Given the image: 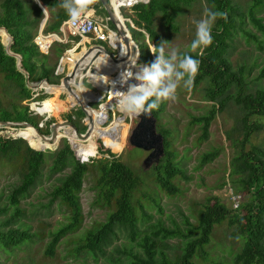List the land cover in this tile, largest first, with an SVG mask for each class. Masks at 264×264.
<instances>
[{
    "label": "rangeland",
    "instance_id": "obj_1",
    "mask_svg": "<svg viewBox=\"0 0 264 264\" xmlns=\"http://www.w3.org/2000/svg\"><path fill=\"white\" fill-rule=\"evenodd\" d=\"M230 1L243 15L251 2V0ZM205 7L210 8L205 0H189L187 4L181 5L173 18L172 24L175 29L166 27L158 14L154 17L152 27L158 35V42H164L166 54L172 50L177 51L179 54L189 50V46L195 38L196 22L204 18ZM120 15L127 19L124 24L128 32L129 28H133L142 33L136 35L135 38L131 35L130 37L137 48L140 43L146 45L150 59L153 62L155 55L152 51L156 49L154 44L150 42L142 28L137 29L133 25L127 11L120 13ZM94 16L98 15L94 14ZM258 16L262 17V23L264 24V10ZM56 34L59 37L63 36L58 31ZM5 38L6 36L2 34L0 43L5 42ZM64 39V42H52L46 53V63L48 65L54 64V74L60 56L66 60L65 64L60 65L63 68L62 72L56 73L60 77L70 67L74 66L75 61L81 57L80 51L82 49L94 45L92 41L83 42L73 51L72 46L80 39L78 38L75 42L72 36L65 32ZM46 42H49V40H46ZM59 44L64 45L65 49L59 56H56L54 47ZM113 44L119 47L121 53H131L130 48L123 46L118 41L113 40ZM102 46L113 57L117 56L115 46L116 49L105 43ZM225 56L231 65V69L241 77L245 92L251 93L256 89L264 91V30H258L249 23L247 18H244L241 27L230 37ZM103 58V56L96 57L94 74L99 78L115 83L109 84L108 99L100 107L102 110L106 109V118L99 124L97 129L103 132L105 141L116 153L104 147L100 138H97L95 139V148L91 145H85L86 149L89 150L88 155L90 157L83 162L89 163L90 160L98 158H110V154H112L113 157L131 169L137 180L131 194V203L136 217L135 230L140 236L151 234L158 229L179 232V236L162 238L158 234L154 237L157 250L169 259H174L181 253L185 242L194 238L189 230H193L197 226V213L210 197H216L230 211L235 210V204L246 200V195L243 197L244 190L241 188L240 183L242 176L234 169V160L238 154L240 141V131L238 129L240 112L232 101H228L225 107L213 116L208 125L207 135L202 139L199 137V127L196 124H191L189 120L192 115L204 113L210 104L203 99L204 84L198 85L194 90H188L183 87V82H181L180 87L177 89V99L162 102L159 105L160 110L157 112L156 119L154 118V129L156 131L158 126L167 130L166 138L169 143V150L172 153V160L182 171L180 175L172 179L176 192L167 194L156 185L153 179V165L155 164L153 159L146 167L142 164L148 151L133 147L127 141L129 132L135 125L137 118L129 117L120 112L114 98V91H126L127 86L121 85L120 72H116L114 68H112L114 73L109 72L110 68L100 65L99 60H103ZM127 71L133 72V67H130ZM135 71H139L138 66H136ZM128 83H133L132 78L129 79ZM26 85L30 86L31 84L26 83ZM33 91L34 94L31 98L22 97L14 82L6 79L0 72V110L12 113L27 107L28 111L35 117L38 129L41 132L44 130L45 121L51 119L53 120L52 123H55L68 120L66 115L78 108L74 105L76 103L74 98L70 95L67 97L65 91L57 93L55 97L54 94L44 92L43 89L36 88ZM84 91L89 93L91 90L85 87ZM233 91L234 89L231 88L230 93H233ZM76 92L78 96L82 97L80 95L81 91L76 89ZM42 95H45V97L39 99ZM55 98L62 101V104L67 108L59 111L56 115L47 116L46 114L55 112V104L57 103ZM34 102H38V105H35ZM89 106L96 108L98 103L90 102ZM34 110L38 111L39 114L34 113ZM121 115L123 119H117ZM71 118L77 122V131L82 133L86 128L84 115L80 119L76 118L75 115H72ZM252 120L260 124V128L251 132L245 148L250 145L264 148V116L252 117ZM80 125L84 126L83 131L79 130ZM0 128V134L2 135L17 136V129ZM21 132L25 136L27 135V129H21ZM60 136H64V134L57 135V137ZM64 138L61 137L54 148H48L44 151L51 152L57 149ZM50 163V158L45 156L40 177L29 192L20 198L18 202L20 215L17 218L16 225L20 229H27L31 236L28 240L10 250L0 248V264H116L117 259L124 261L125 256L119 251L127 250L130 246L134 250L135 246L124 232L120 231L117 232V235L112 238L108 245L103 247L102 252L91 254L83 250H76L81 244L85 233L103 222L107 213L113 208L111 203L107 206L96 199L95 179L97 173L94 167H88L82 180L79 192L82 220L79 227L61 237L55 244L50 256L44 254L52 232L67 222L69 215L66 206L60 204L57 200L50 201L49 196V191L56 184L57 178L67 173L68 168L50 174ZM16 180L15 170L6 162L0 160V204L5 203V194ZM239 218L242 221V215L239 214ZM242 243L243 236L235 231V225L229 223V218H225L212 227L207 242L195 250L191 261L193 264H239L235 262L234 256L240 250Z\"/></svg>",
    "mask_w": 264,
    "mask_h": 264
},
{
    "label": "trees",
    "instance_id": "obj_2",
    "mask_svg": "<svg viewBox=\"0 0 264 264\" xmlns=\"http://www.w3.org/2000/svg\"><path fill=\"white\" fill-rule=\"evenodd\" d=\"M40 2L48 14L42 31L56 33L60 24L68 17L65 10L59 7L61 0H40ZM188 2L189 0H148L145 4H136L130 8L128 17L137 29L142 28L144 30L156 48L159 38L152 27L154 17L158 14L166 27L175 29L172 24L173 18L180 6ZM205 2L212 11H219L225 15L216 19L212 28L213 43L204 49V54L199 56L197 53H192L195 58L200 60V65L191 90L200 84H204L203 99L210 104L204 113L192 115L189 122L199 127V137L203 139L207 135L211 119L225 107L228 101H232L237 106L240 112L238 118L240 141L238 154L234 160V169L242 176L240 183L244 190L243 197L246 195V200L238 203L232 213L216 197H210L197 213V226L193 230H189L194 238L185 242L181 253L176 258L169 259L157 250L154 237L158 234L162 238L179 236L180 234L177 231L165 229H158L151 234L141 236L137 234L135 230L136 217L131 203V194L137 180L127 165L113 157L112 154H110V158H98L90 160L89 163L79 162L65 139L62 140L57 149L51 152L37 150L36 148H53L55 145L46 147L39 143L37 137H29L32 134L31 130H27L25 136L21 132L23 128H20L16 130V134L25 140L18 136L0 134V160L10 165L17 176L16 182L5 194V203L0 204V248L10 250L30 238L31 233L27 229H20L16 225L20 215L18 202L40 177L44 157L48 156L51 160L50 174L68 168L67 173L57 178L56 184L49 191V196L50 201L57 200L66 206L69 215L67 222L52 232L44 250L46 256L52 254L55 244L61 237L79 227L82 220L79 192L88 167H94L97 173L95 179L96 199L107 206L111 203L113 208L107 213L103 222L85 233L81 244L76 249L77 251L83 250L91 254L102 252L103 247L108 245L120 231L124 232L126 237L133 242L135 249L133 250V247L130 246L127 250H117L125 256V259L124 261L117 259L116 264H193L192 255L197 248L207 242L212 227L225 218H229V223L235 225V231L243 236L242 246L234 256L235 262L239 264H264V148L254 145L245 148L251 132L260 128V124L252 120V117L264 116V91L256 89L251 93L245 92L241 77L231 69V65L225 56L228 41L232 34L241 27L244 18H247L249 23L258 30H264L262 17L258 16L264 10V0H251L244 15L230 0H205ZM92 7L94 14L107 19L99 1ZM42 17V12L32 0L0 1V29L1 27L4 28L10 35L12 42L9 45V50L20 58L19 71L15 67V58L6 54L3 45L0 43V72L6 79L13 81L20 95L27 99L32 97L34 91L28 88L26 83L44 79L49 84H56L60 78V75L54 74V64L48 65L46 63V54L39 52L33 42ZM107 24L110 29H113L108 19ZM129 32L133 38L142 34L133 28H129ZM2 34L0 31V40ZM72 39L76 42L78 37L75 36ZM8 42L9 39L6 36L5 43ZM118 42L121 44L120 41ZM97 44L103 45V43ZM64 49L65 46L59 44L54 47V53L59 56ZM138 50L139 63L148 64L152 62L144 43L138 45ZM65 62L66 60L63 58L61 64H65ZM132 67V73L135 74V63ZM95 68V66L92 67L89 72L94 74ZM115 71L120 72L117 69ZM109 72H113V70L110 69ZM40 86L45 88L48 93L54 94V97L59 93V91ZM82 87L81 85L75 86L78 91H81ZM83 88L85 89V87ZM231 88L234 89L233 93H230ZM81 92V96L88 93L84 90ZM43 97L45 95L40 96L39 99ZM66 108L62 101L57 100L55 112L46 115H56ZM159 110L160 106L151 112L155 119ZM72 115L80 119L83 113L77 108L66 115V118L77 127V122L71 118ZM0 120L25 121L34 127L37 126L35 117L28 111L27 107L12 113L0 110ZM52 121L49 119L44 122L42 132L38 130L43 135H48V126ZM99 124H96L97 127ZM83 129L84 126L80 125L79 130L83 131ZM156 131L161 136L162 155L153 165V179L161 190L167 194H173L176 192V187L172 179L180 175L182 171L172 160V153L166 138L167 130L157 126ZM60 133L66 135V132L61 131L58 134ZM97 138H100L104 147L115 152L105 141V136L99 129H94L85 141L74 139L72 136V141L67 140L73 145L78 157L87 160L90 156L85 145H91L95 148V139ZM239 214L242 215V221H240Z\"/></svg>",
    "mask_w": 264,
    "mask_h": 264
},
{
    "label": "clouds",
    "instance_id": "obj_3",
    "mask_svg": "<svg viewBox=\"0 0 264 264\" xmlns=\"http://www.w3.org/2000/svg\"><path fill=\"white\" fill-rule=\"evenodd\" d=\"M98 0H61L59 7L65 10L69 23L74 29L79 30L82 21L92 16ZM128 3H140L141 0H126ZM147 3L148 0H143ZM40 3V0H37ZM43 7V5H41ZM225 14L212 11L205 7L204 18L196 22L195 38L189 46V50L179 54L172 50L166 54L164 42L161 41L153 54L155 60L151 63L139 65V71L133 74L124 71L120 74V83L126 85L127 90H115L114 98L119 110L129 117L140 115H151L152 110L157 109L162 102L175 101L177 89L183 82V87L190 90L193 87L195 76L199 71L200 60L190 53L202 56L204 49L213 43L212 28L218 17ZM197 50H199L197 52ZM134 75L136 83H128ZM104 82L114 84L115 82L99 79L93 83ZM84 88H81L83 91Z\"/></svg>",
    "mask_w": 264,
    "mask_h": 264
},
{
    "label": "water",
    "instance_id": "obj_4",
    "mask_svg": "<svg viewBox=\"0 0 264 264\" xmlns=\"http://www.w3.org/2000/svg\"><path fill=\"white\" fill-rule=\"evenodd\" d=\"M32 1L34 2V4H36V6L40 9V11L42 12V14L44 16L39 23V28H40V27H42V25L44 24V22L47 18L46 10H45L44 6L43 7L41 6L42 5L41 2L37 3V0H32ZM98 1L101 5L102 9L104 10L109 23L113 27V31H114L115 36H122L123 44H125L128 38L124 34V28L122 27V25H121V27L119 26L116 18L114 17V12L111 9L110 5L108 4V1L107 0H98ZM1 29H3L5 31V33L8 35V38H9V42L7 44H3L1 42V44L4 47V51L6 54L15 58V67L17 70L20 71V68H19L20 58H19V56L12 53L9 50V45L11 44L12 39L4 28L1 27ZM125 30L128 31L126 26H125ZM129 36H130V34H129ZM135 46L137 48L136 44H135ZM72 50L74 51L75 48ZM92 50H96V51L101 50L104 53H106L108 56L113 57L112 54L106 48H104L102 45H92V46L87 47L86 49L83 50L81 56L82 57L86 56ZM138 55H139V52H138V48H137V59H136V61H137V65L139 67V65H144V64L138 63V57H139ZM113 58H114V60H116L119 58V56L117 55L116 57H113ZM60 60L61 59L58 60V66H57V73L58 74L60 72H62V70H63L62 66L60 67ZM85 69H86L85 66L80 67V62H77L74 64V66L72 68H70V70H67V72H65L63 74V76L60 77L58 84H49L46 82V80L42 79V80H39L36 82L29 83L31 85L30 86L27 85V87L32 89V90H34L36 88L43 89V91L46 92L45 89L40 86L41 83L46 84V85H58V86L63 87L66 94H74L75 93V84H80L81 86L86 87L87 89H89L91 91H96L99 95L102 96V99H103V97L105 96V92H102L101 90L96 89L93 85L90 84L89 81L86 80L85 77H81L80 79L78 78L77 72L80 71L81 73H84ZM132 82L136 83L134 76L132 77ZM78 108L82 111L84 118H86V120L88 121V123H86V128L82 133L78 132L76 129V126L74 124H72L69 120H63L60 122L51 123L49 125V128H48V135L47 136L43 135L38 130V126L34 127L30 123L25 122V121H4V120H0V127H8L11 129H20V128H24V127H31L41 139L50 142L55 137L57 127L61 128V127L66 126V127H70L72 129V131L75 133L77 138L85 139L89 133V130H90V124H89L90 116L85 111L83 105H78ZM34 113H36L35 110H34ZM118 118L122 120L123 116L121 115V116L117 117V119ZM136 118H137V121H136L135 125L133 126V128L130 130L129 135L127 137V141L133 147L142 149L144 151H148L146 157L142 161L143 166L146 167L150 164L152 159H153V162L156 163L158 161V158L162 155L161 136L158 133H156V131L154 129V117L152 116V114L147 115V116L142 114ZM17 136L22 138L19 135H17ZM62 138H64V137H62ZM22 139H24V138H22ZM64 139L67 141L69 148L73 152V155L75 156V158L78 159L79 162L86 161V160H83L82 158H79L78 155L75 153L74 147L70 143V141H68L66 138H64ZM36 149L44 151L45 149H48V148H36Z\"/></svg>",
    "mask_w": 264,
    "mask_h": 264
},
{
    "label": "bare ground",
    "instance_id": "obj_5",
    "mask_svg": "<svg viewBox=\"0 0 264 264\" xmlns=\"http://www.w3.org/2000/svg\"><path fill=\"white\" fill-rule=\"evenodd\" d=\"M113 12H114V17L116 18L119 26L121 27V25H122V27L124 28V34L128 38L126 43L123 44L122 36H115L113 38V35H111L112 40L110 41L109 45H110V47H112L114 49L117 48V55L119 56V58L114 60L113 57L108 56L106 53H104L101 50H99V51L92 50L86 56H84V57L81 56L82 58L79 57L76 60V62H75V63L80 62V67L85 66V68H86L84 73H81L80 71L77 72L78 78L80 79L81 77H85L86 80L89 81L91 85H93L95 88L97 87V89L99 88L98 90H101L102 92H105V96L103 97L104 100H102V96L99 95L96 91H90L89 93H86L82 97H80V96H78V94L76 92V88H75V93H74L75 95L74 94H67V97H68V95H70V96H72L74 98V100L76 102L74 105H76V106L83 105L85 111L90 116V122H89L90 130H89V133H88L87 137L85 139H79V138L76 137L75 133L72 131V129L70 127H66V126L65 127H61V128L57 127L54 139H52L50 142H48L46 140L41 139L31 127H24L23 129L31 130L32 134L29 137H37V139L39 140V143H41V144H43L45 146H51V145L57 144L58 140L61 137H65L68 140L72 141V139H71V136H72L74 139H77V140H80V141H85V140H87L89 138V136L91 135L92 131L94 129H97V125L96 124L102 123L105 120V118H106V115H105L106 109L102 110L100 107H101L102 104H104L107 101L109 93H110V87H109V84H106V83H104L102 81L99 82V83H93L92 82L93 80L101 79V78L97 77L95 74L89 72L91 70V68L95 66V62H96V61L94 62L95 58L98 57V56H103L104 57L103 60L102 59L100 60V64L101 65H103L105 67H108L111 70H112V68L118 69L120 72H124V71L128 70L130 67H132L134 65V63H135L136 66H138L137 65V61H136V59H137V48L135 46V42L130 38L128 31L125 30L124 19L120 15L118 10L116 8H114ZM0 31L3 33V35H6L7 38H8V35L5 33V31L3 29H0ZM117 37H118L119 41L121 42V44L123 46H127L128 48H130V51H131L132 54L131 53L130 54L129 53L123 54V53L120 52L119 47L113 44V40L115 38H117ZM2 43L3 44H7L5 42H2ZM68 50H71V49H68ZM64 55H65V53H64ZM62 59H63V57L60 60V65H61ZM40 85H42V86H44L46 88H50V89L59 91V92L64 91L63 87L58 86V85H46V84H42V83ZM76 85H80V84H75V86ZM67 97H66V99H67ZM90 102H97L98 106L96 108H92V107L89 106ZM74 105H69V106H74ZM36 113L39 114L38 111H36ZM95 115H97V117ZM85 122L88 123L86 118H85ZM61 131H65L66 135L57 137L58 133L61 132Z\"/></svg>",
    "mask_w": 264,
    "mask_h": 264
},
{
    "label": "built area",
    "instance_id": "obj_6",
    "mask_svg": "<svg viewBox=\"0 0 264 264\" xmlns=\"http://www.w3.org/2000/svg\"><path fill=\"white\" fill-rule=\"evenodd\" d=\"M111 9L116 8L119 13H123L127 11L129 13L130 8H132L136 4H145L143 0L140 3H128L126 0H107ZM127 21V19H124ZM130 22V21H129ZM58 32L62 33L63 36L59 37L54 32L44 33L42 31V27H40L34 36L33 42L35 43L39 52L46 54L52 42H64V32L72 37H78L80 40L77 44H81L83 42L92 41L94 45H98L97 43H105L109 45L113 38L115 37L113 29H110L107 24V19L100 16H92L85 18L82 21L80 29H74L72 25L69 23V18L67 17L58 27ZM49 40V42H46ZM60 56L59 59H61ZM57 73V67L55 69V74ZM39 89V88H38ZM38 102H34L35 105ZM41 103V102H40ZM237 204L234 206L236 207Z\"/></svg>",
    "mask_w": 264,
    "mask_h": 264
},
{
    "label": "crops",
    "instance_id": "obj_7",
    "mask_svg": "<svg viewBox=\"0 0 264 264\" xmlns=\"http://www.w3.org/2000/svg\"><path fill=\"white\" fill-rule=\"evenodd\" d=\"M46 14H47V11H46ZM47 16H48V14H47ZM78 43V42H77ZM77 43H75L73 46H72V48L71 49H74V48H76L77 46H79L80 44H77ZM82 52H83V49L80 51V54H82ZM76 62V61H75ZM99 62H100V60H99ZM71 68V67H70ZM97 89V88H96ZM67 102V101H66Z\"/></svg>",
    "mask_w": 264,
    "mask_h": 264
},
{
    "label": "flooded vegetation",
    "instance_id": "obj_8",
    "mask_svg": "<svg viewBox=\"0 0 264 264\" xmlns=\"http://www.w3.org/2000/svg\"><path fill=\"white\" fill-rule=\"evenodd\" d=\"M114 41H115V42H116V41H119L118 37H117V38H115V39H114ZM96 117H97V116H96ZM70 122H71V121H70Z\"/></svg>",
    "mask_w": 264,
    "mask_h": 264
}]
</instances>
